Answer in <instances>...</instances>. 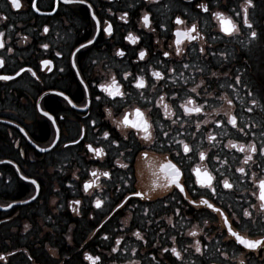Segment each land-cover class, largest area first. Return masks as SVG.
Segmentation results:
<instances>
[{"label": "flooded vegetation", "instance_id": "obj_1", "mask_svg": "<svg viewBox=\"0 0 264 264\" xmlns=\"http://www.w3.org/2000/svg\"><path fill=\"white\" fill-rule=\"evenodd\" d=\"M243 2L86 0L85 4H65L59 0L57 4V0H20L21 7L16 9L11 7L10 0H0V32L4 33L0 40L5 45L0 48V60L4 62L0 76L12 77L0 80V257H3L0 264H92L86 254L99 256L101 259L96 264H239L240 259L245 264H264V248L249 250L237 244L228 235L219 214L203 206L193 208L181 199L178 190L163 188L166 172L160 168L166 159L172 160L183 172L182 182L187 180L192 167L200 163L198 154L191 159L182 158V149L173 141L184 140L193 148L199 146V150L212 157L211 162H203L209 170L218 169L214 175L223 173L234 185V191L219 187L218 191L227 195L216 198V206L223 208L233 229L241 235L250 239L264 236V215L250 207L259 204L252 194L258 189L250 175L255 172L256 179L264 178V156L257 152L253 161L245 165L246 153L225 147L229 140L246 146L255 143L258 149L264 146V99H261L264 96V0H253L255 6L249 10L251 30L243 24L242 15H233V10H238ZM197 3H208L210 12L233 15L240 31L232 36L224 34L210 12L197 8ZM125 12L127 22L120 19ZM146 12L149 27L142 22ZM177 16L185 21L183 25L175 23ZM97 21L101 22L99 31ZM108 23L112 25L111 36L102 31ZM193 23L197 24L201 39L191 43L184 40L183 54L176 55L175 31ZM252 30L257 32L256 38L252 37ZM129 33L139 37L135 44L125 39ZM94 35L95 43L77 54L85 84L92 82L85 92L81 77L76 75L77 69L71 66L69 53L74 51V45L78 47ZM44 44L48 45L47 49ZM201 46L207 49L206 53L199 52ZM8 48L12 51H7ZM121 49L125 52L123 57L116 55ZM141 50L146 51L143 60L138 59ZM57 52L61 55L57 56ZM165 52L169 55L164 56ZM45 60L51 64H43ZM29 68L36 76L27 71ZM153 70L164 73V79L156 81L151 76ZM125 71L144 75L149 87L135 89L123 80ZM17 72L20 74L16 75ZM111 75L122 82L123 91L130 96L123 104H98L95 95L103 94L96 82H104ZM237 76L241 78L239 84L235 82ZM153 83L155 88L150 86ZM197 85H201L197 88L199 94L190 91ZM59 92H64L76 107L59 96ZM141 92L146 98L139 95ZM160 95H165L164 102L176 113L171 119L165 118L162 109L153 107L159 103ZM189 96L203 106L200 113L184 115L179 106ZM225 96L232 100L231 105L221 99ZM253 98L260 103L253 105ZM86 101L88 107L84 108ZM144 105L152 109L149 114L152 120L157 119L159 111V123L169 133L157 136L160 131L157 128L153 135L158 143L152 145L139 137L135 142L131 137L126 141L122 130L113 131L114 120L120 119L126 110ZM41 108L56 118L55 125L43 115ZM105 108L112 109L111 118ZM226 113L237 116L236 128L226 123ZM177 116L180 121L172 124L171 120ZM217 120L224 123L218 126ZM241 127L244 133L238 131ZM57 128L60 138L56 146L41 152L37 145L48 148ZM103 131L118 137L120 146L104 140ZM209 134L216 137L215 142L208 141ZM72 139L79 143H71ZM88 144L103 148L106 155L95 157L88 151ZM178 150L181 156H176ZM143 151H148L147 158L141 156ZM216 156L220 159L216 160ZM117 159L129 167H120ZM242 166L247 178L236 171ZM97 169L111 175L99 176V187L93 185L85 192V182L95 179L91 172ZM22 176L37 180L38 195L35 186ZM189 185L199 187L191 180ZM133 190L144 195L133 196ZM30 195H36V199H28ZM173 195L176 200H172ZM188 195L190 199H199L198 193L189 191ZM96 199L103 201L99 209L95 207ZM24 200L28 202L21 203ZM77 200L78 205L73 203ZM242 209L253 213L252 222L242 216ZM231 212L236 213L235 220ZM194 227L202 229L199 235H187ZM136 231H140L143 239L133 235ZM41 233L45 234L44 242L38 239ZM195 240H200L203 255L191 247ZM172 247L181 252V258L164 251ZM44 248H52L59 256L57 261Z\"/></svg>", "mask_w": 264, "mask_h": 264}, {"label": "snow or ice", "instance_id": "obj_2", "mask_svg": "<svg viewBox=\"0 0 264 264\" xmlns=\"http://www.w3.org/2000/svg\"><path fill=\"white\" fill-rule=\"evenodd\" d=\"M11 2V7L19 9L21 7L20 0H10ZM65 4H73V3H78V4H85L86 0H63ZM59 3V0H57V4ZM35 6V4H33ZM197 8L202 10L205 13L210 12V5L208 3H197L195 5ZM255 5L253 3V0H244V2L239 5L238 10H233V15L234 16H243V24L248 28V29H253L252 23L249 21V10L253 8ZM89 8L92 7V5H88ZM210 15L212 18H214L219 25L220 31L223 32L224 34L228 36H232L235 33H238L240 31V27L236 22L233 20V15H226L225 12L223 11H212L210 12ZM128 16V13L125 12L123 15L120 17V19L125 20L127 22L126 18ZM4 19H7V17H4ZM93 19L95 20V14H93ZM142 22L145 27H149L150 25V18L149 14L146 12L142 16ZM100 21H97V29L99 31L100 28ZM176 24L183 25L185 21L181 19L180 16L176 17L175 20ZM102 31L109 36L112 34V25L108 23L105 27H103ZM44 32H48V28H44ZM251 35L253 38L257 37V32L255 30L251 31ZM4 33L0 32V37H3ZM175 36L176 39L174 43L176 44V55H182L183 54V48L181 47L182 43L184 40H187L189 43L198 41L201 39L200 32L198 30L197 24L193 23L191 24L190 27H187L183 30L177 29L175 31ZM26 39V38H25ZM125 39L129 40L132 44H135L138 40V36H134L132 33H129ZM214 39V38H213ZM96 37L95 35L91 38L88 39L84 43H79L78 47L73 46L74 51H70L69 55L72 57L71 60V66L73 68H76V75L78 77H81L80 83L84 86V91L87 92L89 89V85L92 83L89 81L88 84H85V80L82 76V69L78 67V53L81 52V50L88 48L90 45H93L95 43ZM4 42L0 40V48H4ZM43 47L45 49L48 48L47 44H44ZM7 51L11 52L12 49L8 48ZM200 53H206L207 49L203 46L199 48ZM57 56H60L61 53L57 52ZM117 56L123 57L125 55V52L121 50H117L116 52ZM169 53L165 52L164 56H168ZM211 55H215V53H211ZM223 55V54H221ZM146 56V51L141 50L138 53V59L143 60L144 57ZM3 60H0V67L3 66ZM43 64L49 65L51 64V61L45 60L42 61ZM185 68L188 67L187 64L184 65ZM24 69L21 68L20 72H23ZM27 71L31 72L33 76H36V73L32 71L31 68L27 69ZM174 71V70H173ZM20 73L17 72L16 75H19ZM213 76L216 75V73H212ZM151 76L156 80L160 81L164 79V73L158 71V70H153L151 72ZM131 77V79H129ZM122 78L124 81H128L130 85H132L135 89L140 90V89H146L149 87V84L145 80L144 75H133L130 72L125 71L122 74ZM12 79L11 76H0V80H10ZM235 82L237 84L241 83V78L239 76L236 77ZM204 81H201V85H204ZM201 85H197L196 87H193L190 91L193 93H197V88L201 87ZM152 88L156 87V84L153 83L150 85ZM96 87L99 89L100 93L103 95H95V101L98 102V104H104V103H112V104H123L127 101L128 97L130 96V93H127L123 91V84L121 81H118L115 75H111L107 80H104V82L97 81L96 82ZM231 87V85H229ZM207 92V87L204 89ZM59 96H62L69 104H72L73 107H76L75 104H73L72 100L69 99L68 96L64 94V92H59L57 93ZM199 94V93H197ZM211 94V93H209ZM139 95L142 98L144 97L143 92L139 93ZM175 93L173 96L175 97ZM118 98V99H117ZM221 99H225L229 105L232 104V100L229 99L227 96L222 97ZM261 99H264V96L261 97ZM165 95H160L159 96V103L154 104L153 107L159 109H162L164 112V116L166 119H171L172 116L176 115L175 112L171 110V107L168 103H165ZM251 103L253 105H257L260 103L259 100L253 98L251 100ZM191 105V106H190ZM39 107V105H37ZM82 107L87 108L88 107V102L86 101L83 103ZM180 108L183 109V113L186 116H190L192 113H200L203 110L202 105H197L196 101L189 96L186 100V102L181 103ZM145 108H147L146 105L144 106H139V107H133L131 111H125L120 119L114 120L113 123L115 125V129H120L123 132V139L128 140L130 137L133 139L135 142L136 137H139V139L143 142H145L148 145H152L154 143H158L157 136L163 135V136H168L169 133L167 131H164V125L162 123H159V111L157 112V119L152 120L150 119V113L152 109L147 108V111H145ZM262 108H264V105H262ZM41 112L45 117H47L50 121H52V124H56V118L50 114L48 111H44L43 108L40 109ZM105 112L108 113V116L111 118L113 116V112L111 108H105ZM248 111H252L251 108L248 109ZM228 116L226 123L232 125L233 128L237 127V116L236 115H228L227 113L225 114ZM178 121H180V117L177 116L176 119L171 120L172 124H177ZM93 124H96V121H92ZM215 123L219 126L224 123L222 120H217ZM199 124H197V128H199ZM157 128H159V132L157 133V136H154L153 133L157 132ZM238 131L244 133L245 130L243 127L239 128ZM179 134V133H178ZM247 133H245L246 135ZM60 138V130L57 128L55 130L54 137L52 141L49 143L48 148H40L39 145L37 147L41 152H46L49 150V148H54L57 144V140ZM103 139L108 140L110 144H116L118 147L120 146V140L118 137H112V134L110 131H103ZM208 141L215 142L216 137L214 135L209 134L207 136ZM71 143L73 144H78L79 141L76 139H72ZM173 143L177 144L179 148L182 149L183 157L182 158H187L191 159L192 156H196L198 154V158L200 163H197L195 166L192 167L191 169V175L188 177L187 180H184L182 182L181 177L183 176V172L180 167L177 166L176 163H173L172 160L166 159L164 163L160 165V168L166 172V177H165V182L162 185L163 188L171 189L174 188L175 190H178V194L180 195L181 199L186 201L190 206L193 208L199 209L201 206L211 209L212 212L219 214L223 220L224 224L227 226V233L230 237L235 239V242L239 245H243L245 248L249 250H257V249H262L264 248V236H261L259 239H250L247 238L244 235H241L240 232L236 231L233 229L232 223L229 222V217L228 215L225 214V211L223 210L222 207H217L216 204L214 203V200L216 198H222L224 195H227V193H221L218 191L219 187L222 186L223 189L229 190V191H234V185L233 183L226 178L223 173H220L219 176L214 175V172H218V169L213 168L212 170H209L208 166L206 163H203L205 161L211 162L212 157L208 155L206 151L199 150V146L196 148H193L190 146L188 143H185L184 140H178V141H173ZM88 151L92 152L95 157L103 158L106 154L104 152L103 148H94L92 144L86 145ZM162 148V145H160ZM225 147L229 149H237L239 152L246 153L243 164L247 165L250 161H253V154L259 152L261 156H264V146L260 147L259 149L257 148L255 143L249 144V145H244V144H238L236 142H233L229 140L228 144L225 145ZM126 151L131 152L132 149L126 148ZM191 153V156L188 155ZM148 151H143L141 153V156L144 158L148 157ZM120 155H123L121 153ZM176 156H181V151L176 152ZM216 160H219V156L215 157ZM117 163H119L120 167L122 168H128L129 165L125 163H120L119 159H117ZM237 172L241 173L242 176H245L246 178L248 177V174L246 173L245 167H239L236 169ZM92 177L95 179L91 181H86L84 184V190L87 192L93 185H96L99 187V184L97 183V180L99 176H104V177H110V172L109 171H99L93 170L91 172ZM194 175L195 179L192 180V176ZM24 180H29V177L27 176H22L21 177ZM250 178L252 179V182L254 185H256L258 192H253L252 194L257 197V200L259 201L258 205H250V207L257 208L258 212L261 215H264V178L256 179V173L253 172L250 175ZM189 180L192 181V184L198 185L199 187H192L189 185ZM30 183L35 186L34 192L38 195L40 191V185L37 183L36 179H31ZM187 188V190H186ZM203 190L202 192L200 190ZM119 191V190H118ZM191 191L193 193H198L199 194V199H190L188 192ZM133 196H143L144 193L140 191H132ZM150 198V197H149ZM30 200H35L36 195H30L29 198ZM127 199V198H126ZM177 197L175 195L172 196V200H176ZM27 200L21 201V203H27ZM74 204L78 205L80 203L79 200L74 201ZM103 204V201L101 199H96L95 200V207L97 209L101 208ZM8 207H11V205H8ZM74 211H78V209L74 208ZM177 214H179V209H177ZM234 220L236 219V213L231 212L230 213ZM242 216L249 218V222L251 221V218L253 216V213L250 212L248 209H242ZM238 222V221H237ZM168 223L171 224L172 220L171 218H168ZM205 224H207V221H204ZM27 225H25V230H27ZM163 231V229H161ZM202 231L198 230L197 227H194L193 230L189 231L187 235L191 237H196L199 235V232ZM138 239H143V236L141 235L140 231H136L133 233ZM107 237H105L106 239ZM175 241V237L172 238ZM117 244L120 243L119 240L116 242ZM191 247L194 248L195 253H199L203 255L202 252V247H201V242L200 240H195V243L191 245ZM113 251H116L115 248H113ZM165 252L170 251L173 255H175L178 259L181 258V252L177 251L175 247H172L171 249L165 248ZM187 251V248L185 249ZM219 251V250H218ZM223 256H227V253L221 252L220 253ZM0 259H3V257H0ZM86 259L92 261V264H96L97 261H99L101 258L99 256L97 257H92L91 255L86 254ZM239 264H245L244 259L239 260Z\"/></svg>", "mask_w": 264, "mask_h": 264}, {"label": "rangeland", "instance_id": "obj_3", "mask_svg": "<svg viewBox=\"0 0 264 264\" xmlns=\"http://www.w3.org/2000/svg\"><path fill=\"white\" fill-rule=\"evenodd\" d=\"M47 234H48V236H50V233H48L47 232ZM41 235V236H40ZM39 236H38V239H39V237L41 238V242H44V236H45V234H43V233H41ZM48 245V244H47ZM46 253H47V255L48 256H51L52 258H54L53 260L54 261H57V259H58V257L59 256H57L54 252H53V249L52 248H44L43 249ZM12 262V261H11ZM14 264H18V263H15L14 262Z\"/></svg>", "mask_w": 264, "mask_h": 264}, {"label": "bare ground", "instance_id": "obj_4", "mask_svg": "<svg viewBox=\"0 0 264 264\" xmlns=\"http://www.w3.org/2000/svg\"><path fill=\"white\" fill-rule=\"evenodd\" d=\"M4 191V190H3Z\"/></svg>", "mask_w": 264, "mask_h": 264}]
</instances>
